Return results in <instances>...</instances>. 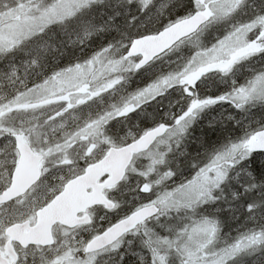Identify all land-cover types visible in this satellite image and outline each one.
I'll return each instance as SVG.
<instances>
[{
  "label": "rangeland",
  "instance_id": "obj_1",
  "mask_svg": "<svg viewBox=\"0 0 264 264\" xmlns=\"http://www.w3.org/2000/svg\"><path fill=\"white\" fill-rule=\"evenodd\" d=\"M178 1L0 0V186L10 182L11 172L18 160L15 138L18 137L26 141L34 151L44 156L43 179L36 190L45 187L44 185L50 178H56L54 183L61 185L70 177L80 175L85 169L83 168L84 164L91 165L100 160L106 148L99 144L96 136L105 137L108 141L113 137L107 133V129L110 127L112 119H118L121 109H128L125 118L127 117L126 127L130 130L127 136L134 139L136 133L133 125L139 130L144 127L138 126L136 123L147 121L144 120V115H150V118L154 102H157V104H165L161 107L167 106V111L160 113L169 115L167 123L170 126L174 124L175 127L169 129L167 137L153 150L135 161L125 186L121 188L122 194L130 192L128 187L130 181L134 180L133 191L136 196H132L131 200L134 204L133 208L136 210L148 204L160 205L162 213L156 221L139 232L149 230V228H158L161 223L167 224V221L169 219L171 221L173 218L174 212L179 216L180 211L184 210L191 213L204 210L203 218H205L208 215V213H204L208 212L207 207L214 203L218 206L222 202L221 198L209 197L208 192L218 194V191H224L220 184L227 180L228 183L225 186L230 188L233 182L245 173H249L248 165L242 168L243 166L237 163L226 164L224 169L218 170L215 175L212 172L213 163L202 165L198 177H196V183L185 184L183 191L179 193L171 191L170 187L165 188L164 180L159 179L165 162L174 166L175 161L178 164L182 155L186 153L180 152L174 161L169 160L170 155L177 150L175 146L178 147L181 141H185L184 144L189 145L188 133L185 130L192 123V117H186L185 106L179 108L178 115L173 112V109L179 107L185 98V92L178 87L172 90L177 85L175 81L180 79L183 74L186 75V73L194 71L189 60L185 55H182L181 46L170 54H163L154 61L152 66L147 67V71L143 69L142 72L135 73L129 82L120 83L110 93L89 92L88 95L84 94L81 97L77 94L75 98H71L69 101L66 99L64 102V99L72 92L76 93L82 90V93H87L86 88L84 90L82 88L88 81L93 83L96 80L117 74L118 68L125 63L122 58L125 54V47L135 37L130 38L129 41L130 32L125 33L122 29L120 32L119 27L115 26L119 22V18L132 19L130 25L137 29L151 31L153 26L161 23L162 18L168 13H172L171 11L179 4ZM203 1L204 5H209V0ZM256 2L258 0H211V3L216 6L214 10H211L210 5L202 7L203 5L199 4L201 10L210 13L213 24L225 25L223 30L230 34V43L220 52H209L200 47L202 41L197 37L198 41L192 44V47H200L198 51L203 59L200 67L203 68V66L226 60L229 51L230 53L236 52L249 45L250 42L254 46L253 48L262 44L258 48L259 51L261 50L260 52L252 51L257 53L253 56L261 55L258 59L260 62L253 61L254 71L252 74L255 77L250 88L246 92L242 91L243 93L239 97L242 104L255 102L258 108L257 124H262L264 122V113H262L264 94H261L260 90L264 88V79H262L264 77V10L259 11L255 7L257 11H252V5ZM73 19L75 20L73 21ZM72 21L71 25L60 28V31L55 29L56 25ZM137 31L140 33L141 30ZM101 34L103 35L102 41L110 38L115 42L108 40L107 50L94 53L91 59L82 58L81 62H77L76 57L71 59L70 61H76L71 66H68L70 61L62 66L54 57L50 58V52L43 46L48 39L58 40L60 35L58 43L64 38L60 43L68 42V46L71 47H87L90 41L96 40V37ZM41 43L43 44L39 45ZM115 43L117 44L114 45ZM30 47L38 52V55L42 53L47 55V59L51 63L49 75H47V79H44L46 83L42 79L30 81L26 76L27 70L41 67V63L37 59H33L31 62L26 61V65L12 62L13 55H19L23 48H26V52H28ZM27 56L30 57V54ZM73 57L74 55L71 56V58ZM53 59L55 60L51 62ZM249 59L247 62L250 61ZM243 60L241 59V62ZM55 64H59L61 78L58 82L53 81V83L51 77L54 73L51 69ZM136 64L133 65L134 68ZM260 68H263V72L258 73ZM198 70L200 71L201 68ZM56 72H58V66ZM27 83H32V85H27ZM232 83H234L233 79ZM218 98L220 99L221 96ZM143 106H145V111L142 112L143 115H139L138 110L140 111ZM243 131L240 138L241 143H238L237 149L244 151L247 157H250L252 153L247 150L248 146L245 144L247 143L246 133L248 130ZM122 139L127 140L124 134H122ZM224 157L225 161L231 160V158ZM219 167L222 168L223 165L216 164V169ZM210 175L218 177V179L214 181L216 178H212ZM157 181L159 182L157 183ZM160 189L163 190L160 191ZM152 191H155L156 194L150 195ZM228 194L230 193L228 192ZM237 209L240 210V208ZM240 211L243 213L242 210ZM249 222H252V219ZM0 226L2 225L0 224ZM171 226L173 230V228L181 226V223L177 219L176 224L171 222ZM183 229L184 231H181L184 233L181 237L183 246L181 245V247H183V254L186 257L185 262L182 263L181 260L177 262V257L173 255L172 259L158 256L157 260L151 261L150 264H226L229 260L231 262L228 264H260V259L264 258V239L261 237L253 239V233L244 231L240 236L232 239H239L238 245L232 248L235 250L231 254H222L219 261L213 263L208 260L212 257L214 259L217 256V250H222L227 245V240L232 238L231 233L224 231L226 228L220 229L219 225L208 226V224L197 223ZM172 230L163 231L169 233ZM249 234L251 239L248 237ZM246 238L250 240L247 241ZM140 246L142 255H139L141 259L139 264H149L145 257L147 250L143 239ZM124 249L123 242L102 254L69 260L68 264H117L118 260L125 262L128 255L134 253L133 251L125 253ZM234 258H238L237 261Z\"/></svg>",
  "mask_w": 264,
  "mask_h": 264
},
{
  "label": "flooded vegetation",
  "instance_id": "obj_2",
  "mask_svg": "<svg viewBox=\"0 0 264 264\" xmlns=\"http://www.w3.org/2000/svg\"><path fill=\"white\" fill-rule=\"evenodd\" d=\"M178 2L179 5H183V3H186L188 8L182 18L178 19L177 21H183V19L194 16L195 13L208 14L210 20L212 19V16L209 12L201 10L199 8V4L204 5L203 0H179ZM252 6V11H257V9H259V11H263L264 0H258V2H256ZM183 7H179V9H182ZM205 27L201 28V30ZM201 30H199L198 32H200ZM198 32H196L195 35L184 38V40L175 45L174 49L170 50L167 53L170 54L177 47L181 46L182 55H185L187 60H189V54L193 50H200L199 46L192 47V44L198 41ZM42 44L43 43L39 45ZM43 46L50 53H55L57 51V49L55 48V44H52L51 46ZM260 46H262V44ZM260 46H256L255 48H253L254 46L250 42V44L246 45L243 49L241 48L240 50L236 51L239 55H237L235 51L233 53H230L229 51V58L227 57L226 60L203 66V68L200 67V71L198 70L200 69L198 67V69L194 68L193 72L186 73V75L183 74L182 82L185 85L184 88H180L178 85H175L172 88V90H175L178 87V89L185 92L184 102L180 103L179 107H175L173 109V112L178 115L179 108H183V106H185L186 117H192V123H190L187 127V129H190V132H187L189 145L184 144V146L187 148V152L185 153V155H182L178 164L176 161L174 163V167L183 170V174L179 177L180 185L183 184L182 186H184L185 184L196 183V177H198V172H200L199 170L201 169L202 165H211L213 163V173H217L218 170L224 169L226 164L234 165V163H237L239 165H242V168H245V165L247 166L246 162L253 155H256L254 152H252L251 146L255 143V136L258 132V108L255 102L242 104L239 97L240 94L246 92V90L250 88L249 86L251 85L252 80L255 77V75L252 74L254 71L253 61L255 60L256 63L260 62L258 61V59L261 55L253 56V54L257 53H253L252 51L260 52L261 50H258ZM26 50V48H23L20 50L19 55H13L12 62L18 65H26V61L31 62L33 59L40 60L38 52L32 50L31 47L30 51L26 52ZM28 54H30V57L27 56ZM53 56L55 57V55H50L49 57L53 58ZM241 59L244 60L241 62ZM247 59H249L250 61L247 62ZM139 60L140 59H133L132 62L138 63ZM53 61L54 59L51 60V62ZM39 62L41 63V67L31 68V70H27L28 74H26V76L30 81H38L42 79V81L46 83L44 79H47L46 77L47 75H49L51 63L47 58H44L42 62ZM153 63L150 66H152ZM236 65H239L241 67L239 71L233 74L232 70ZM57 66L59 72V64H55V68L53 67V69H51L52 73H54V75L51 77V79H54L53 81L60 78V75H58V72H56ZM263 68H260L258 73L261 71L263 72ZM20 69L23 70V68ZM232 79L234 83H232ZM32 83H27V85H32ZM193 83L195 84V87L190 88L189 85ZM235 83H237V85H235ZM220 96L221 98L219 99L218 97ZM215 99L216 101H214ZM210 102L211 105H209ZM154 104L155 105L152 109L153 115L150 118V115H144V120H156L155 125H151L149 127L146 126L141 131H139L138 128L134 129L136 133L134 139H130L127 136V133L130 130L126 127L127 117L125 118L126 111L128 109H121V112L117 117L118 119H112L111 123L109 124L110 127L107 129V133H110V135L113 136L115 140L117 139L115 144H119L113 147L123 148V146L130 144L131 142H133V140L136 141L141 138L140 133H146L147 131L152 130L156 126L162 124H167L169 131V129L171 128L170 124L167 123L169 115H161L160 113L161 111L166 112L167 106L165 108H162L159 104H157V102H154ZM132 108L133 106L131 107V109ZM143 111H145L144 108L143 110H138V114L143 115ZM113 129L114 131H112ZM246 129L249 131V134L247 131V143L245 144L248 146L247 150L252 153L250 157H247L244 151H240V149H237L238 143H241L240 138L242 137V133L244 132L243 130ZM213 130H218L220 133H222L221 131H223V133L220 136H216L213 133ZM206 131H209L210 135H212L210 136V139H206V142L203 144L197 142V140L200 141V135L205 133ZM122 134H124L127 140L122 139ZM228 138H230L231 145H229L228 143ZM163 139L164 138L157 140L156 144L151 150H153L156 145ZM104 148H106V150L101 156L100 160H102V157H104L111 149L110 147ZM175 149H177V146H175ZM224 156H226L227 159L231 158V160L225 161ZM185 157L189 159L192 158L195 163L194 165L188 167V169H186V167H184L182 164ZM17 162L14 168L18 164ZM216 164L223 165V167L214 169V167H216ZM134 165L135 163H133L129 168L124 183L115 186L114 188H106L104 190L107 198L111 201V203H113V208H109L106 205H98L93 206V208L86 209L85 211H82V213H79L77 215V220L80 221L78 225L71 228L66 227L62 224H56L51 227L52 229L50 237L44 236L40 238L41 240L39 242H28L26 240V236H28L29 232L38 225V212L49 207V204L54 202L59 197V195H61L64 188L67 186V184H69L71 180L80 177V175L86 172L85 169L82 173H80V175L70 177L61 185L54 183V180H56V178H50L44 185L45 187L40 190H36L37 187L42 183V174L41 180L37 182V185L28 190L26 194L15 198L12 201L6 202L5 204H0V224L2 225L0 226V264H68L69 260L77 258L84 259L88 256L92 257L95 255H99L123 242L125 246L124 252L128 253V251H133L134 254L128 255V258L125 262L118 260L117 264H139V262H141L139 255H142L140 246L142 239L147 250L145 253V257L150 264L152 261V258L149 255V253L151 252V248H149V241L145 239V236L150 231L145 230L139 232V230L141 231L142 228L149 227V225L156 221V219L160 215V205L157 206L159 212V215L157 217L138 223V225H135L130 230H127L126 233L121 235V237L118 238L114 243L106 246V248L96 250L95 252L89 250L90 244H92L95 239L101 237V235H104L105 232L109 231L117 224L126 221V219L132 217L137 212V210L143 208H137V210L136 208H133L134 204H132L131 197L136 196L135 191H133L134 180L130 181V185L128 187L130 192L125 194L121 193V188L125 186ZM14 168L11 172L10 182H8V184L0 186V195L10 187ZM251 176L252 175L250 174V172L247 174L245 173V175L241 176L238 179L240 180L241 186L244 185V183L246 184L247 180L251 179ZM108 178L109 177L102 178L99 184L103 185ZM212 178H216L214 179V181L218 179V177ZM164 183H170L167 177L164 178ZM227 183L228 180L223 184H220L224 191L220 190L218 191V194H211L212 198H221L222 202H220L218 206H216L214 203L212 206L207 207L208 212H204L208 213L205 218L211 217L212 220L211 222L207 223L208 226L230 224L227 217H230L231 214H233L235 211H238L237 208H240L244 214L247 212L248 215H245V217H243V213L240 211V215L236 216L237 220L235 222H232V224L248 223L250 219H258L259 214L252 213L248 206L246 207L244 204H242L243 207H236L231 202V198H233L231 187L229 188L228 186H225ZM228 192L230 194H228ZM203 211L204 210L193 211L192 213L189 211L191 213V217H193L194 223H196V221L203 220ZM217 211L227 212L226 222L222 223L216 221L215 223H213L215 220L214 216ZM83 220H87L88 222H82ZM193 220L191 222H193ZM179 221L182 223V225L179 226V228L177 227L178 229L189 227L187 217L185 214L183 215V211H180L179 213ZM167 222L168 223L165 224V230H171L170 219ZM197 224L203 225L204 223L198 222ZM13 228H15L16 230L13 231ZM9 229L11 230L9 231ZM68 246L70 247L68 248ZM53 260H55L56 262H54Z\"/></svg>",
  "mask_w": 264,
  "mask_h": 264
},
{
  "label": "water",
  "instance_id": "obj_3",
  "mask_svg": "<svg viewBox=\"0 0 264 264\" xmlns=\"http://www.w3.org/2000/svg\"><path fill=\"white\" fill-rule=\"evenodd\" d=\"M208 14L195 13L194 16L175 22L172 26L163 29L158 34H151L133 41L130 49L124 56L125 59L141 58L136 70L141 71L154 59L162 56L174 48V45L186 37L194 35L199 29L208 23ZM143 62V63H141ZM167 124H162L145 133V136L134 143L124 146L122 149L112 148L102 161L95 163L86 169V173L76 178L64 188L59 197L49 204V207L38 212V225L26 236L28 242H39L44 236L50 237L51 227L62 224L66 227H74L80 223L77 215L93 206L106 205L113 208L104 194V189L114 188L124 181L128 167L134 160V155L145 153L158 138L166 136ZM16 149L19 152V161L10 184V187L0 195V204L18 198L41 179L40 164L43 156L33 152L31 147L20 139H16ZM256 142L252 145L253 152L264 153V130L256 134ZM109 176L103 185L99 181ZM157 214L155 206L137 211L126 221L117 224L116 227L105 232L104 235L94 240L89 250L95 252L114 243L127 230H130L139 222L147 220ZM82 222H88L83 220ZM11 229H9L10 231ZM16 229L13 228V231Z\"/></svg>",
  "mask_w": 264,
  "mask_h": 264
},
{
  "label": "trees",
  "instance_id": "obj_4",
  "mask_svg": "<svg viewBox=\"0 0 264 264\" xmlns=\"http://www.w3.org/2000/svg\"><path fill=\"white\" fill-rule=\"evenodd\" d=\"M184 6V7H183ZM179 7H183L182 9H179ZM174 8V7H173ZM188 6L186 5V3H183V5H177L176 8H174L171 12L172 13H168L164 18L161 19V23L153 26L151 28V31H145V29L142 28H135L134 26L130 25V23H132V19L129 20V18L127 19H123V18H119V22L115 25L116 27H119V30L122 29L123 32L125 33H129L130 32V36L128 37L129 41L130 38L135 37L136 38H140L141 36L144 35H149L151 33H155L158 31H161L163 28H165L167 26V24H172L173 22L177 21L178 19L182 18V16L184 15L185 11L187 10ZM83 15V14H82ZM136 16V15H135ZM169 16V18H168ZM76 17V16H75ZM78 18V16L76 17ZM82 18V17H81ZM80 18V19H81ZM122 20V22H120V20ZM75 19H73L74 21ZM72 22H66L63 23L62 25H56L55 29H57L58 31H60L62 27H65L67 25H71ZM122 30H120V32H122ZM137 30H141L140 33H137ZM116 33V32H115ZM114 33V34H115ZM143 35H140V34ZM140 35V36H139ZM102 34L99 35L98 37H96V40L90 41V44L86 47V46H81V47H71L68 46V42L67 43H60L64 40H60L58 43V40L60 39V35H59V39L58 40H54V39H48L44 45L47 46H51L52 44H55V48L57 49V51L55 53H50V55H55V59L58 60L60 62V64L62 66H64V63L69 62L71 59H74L76 57L77 62H81L82 58H86L87 59H91L92 55L94 53H97L100 50H107V42H109L108 40L114 41V39H110L107 38V40L102 41ZM102 38V39H101ZM100 43H102V45H100ZM63 44V45H62ZM117 43H115L114 45H116ZM129 44L126 45V49L124 51V53H126V51L129 49ZM54 49V47H53ZM74 55L73 58H71V56ZM98 56L100 54H97ZM40 60L39 61H43L44 58H47V55H45L44 53L39 54ZM94 58V57H93ZM123 58V56H122ZM54 59V60H55ZM125 60V59H124ZM76 62V61H75ZM74 60L70 61V63L68 64V66L73 65ZM100 63V62H99ZM135 63L132 62V60H130L129 62L125 61V63L123 65H121L118 68V72L117 74H113L112 76H110L109 78H102L99 80L94 81L93 83H90L89 81L87 82L86 85H84V87L82 88L83 90L86 88L87 93H82L81 91H77L76 93L72 92L71 94H69L68 97H66L64 99V102L66 101V99L69 101L71 98H75L78 94L79 97L83 96L84 94H89V92H107L110 93L113 90H115V88L120 85V83L123 82H129L131 77L135 74L138 73L136 72V70L134 69V65ZM60 72V71H59ZM58 75H60L61 78V72ZM59 79H56L54 82H58ZM100 78V77H99ZM54 79L51 80V82H53ZM53 82V83H54ZM89 89H88V88ZM62 98V97H61ZM63 100V99H62ZM161 105H165V104H159ZM145 106L141 107L143 110ZM164 107V106H162ZM166 107V106H165ZM164 107V108H165ZM153 115V113H152ZM116 118V117H115ZM154 120V119H153ZM257 120H258V114H257ZM135 121V120H134ZM150 122V123H148ZM155 121H140L139 123H136V125L138 126H144L142 127L139 131H141L142 129H144L146 126H153L155 125ZM144 123V124H143ZM133 128H137L135 127V125H133ZM264 129V122L262 124H258L257 125V130L261 131ZM223 133V131H221ZM213 133L216 136H220L222 135V133H220L218 130H213ZM203 136V137H202ZM210 132L206 131L205 133L201 134L199 139L200 141L197 140V142L199 143H205L206 139H210ZM97 141L99 142L100 145L104 146V147H112V146H116L115 142L116 140L114 139V137H112L109 141L105 139V137H99L96 136ZM228 143L229 145H231V141L230 138H228ZM119 145V144H118ZM137 159H141L140 157H137ZM183 166L186 167V169H188V167H190L191 165H194V160L192 158H187L185 157L183 159ZM246 164L248 165V170L250 172L251 179L247 180L246 184L244 183V185L241 186L240 180H237L235 183L233 182L231 187V193H232V197L231 198V202L236 206V207H240L244 204L246 207L248 206V208L250 209V211L254 214H259L258 219H252V222H248V223H237V224H232V222H235L237 220V215H240V210L238 209V211H235L233 214H231L230 217H227V219L229 220L230 224H226V225H219L220 229H224L226 228L224 231H227L228 233H231L232 238L227 240V245L222 248V250H217V256L214 259H209L208 261L211 260V262L215 263L216 261H219L220 256L222 254L225 253V255L227 254H231L232 251H234L235 249H232L233 246L238 245L239 239L236 238L234 240L233 237L236 236H240L242 232L246 231L247 233L250 232L252 235L253 239H258L259 237L264 239V154H256L253 155L247 162ZM85 166L83 168H86L88 166V164H84ZM214 169H216V167H214ZM214 175L216 174L215 172L213 173ZM235 207V208H236ZM161 209H160V214H161ZM247 213V212H246ZM243 213V217H245V215L247 214ZM186 215L187 217V222L190 225H193L194 220L193 217H191V213L189 211H183V215ZM253 215V214H252ZM173 218L171 219L170 222H172L173 224H176V220L178 219L179 221V216L177 215V213H173ZM226 216H227V212H223V211H217L215 214V220L213 223H215L216 221L218 222H226ZM193 220V222H191ZM211 217L209 218H203V220L201 221H196V223H204L207 224L209 222H211ZM180 222V221H179ZM181 223V222H180ZM203 224V225H204ZM182 225V223H181ZM160 227L158 228H154L151 229L149 228V233H147V235L145 236V239L149 241V248H151V252L149 253V255L152 258V262L153 260H157L158 256H164L166 258H174L173 255H175L177 257V262H179L180 260L183 262H185L186 257L183 254V247H181V245L183 246L181 240H182V234H184L183 232L181 233V231H184V229H177V228H173V230L169 233L164 232L163 230L166 229L165 224L161 223L159 225ZM172 228V226H171ZM179 228V227H178ZM179 230V231H178ZM151 240H150V238ZM248 237L251 239L250 234L248 235ZM258 237V238H257ZM247 239V241H249L250 239ZM171 239H172V243H171ZM165 241V242H162ZM167 242V243H166ZM237 249V248H236ZM179 259V260H178ZM237 259L238 258H234ZM233 259V260H234ZM176 262V263H177ZM231 260L227 261L226 264L230 263ZM260 264H264V258L260 259Z\"/></svg>",
  "mask_w": 264,
  "mask_h": 264
},
{
  "label": "clouds",
  "instance_id": "obj_5",
  "mask_svg": "<svg viewBox=\"0 0 264 264\" xmlns=\"http://www.w3.org/2000/svg\"><path fill=\"white\" fill-rule=\"evenodd\" d=\"M225 25L223 24H213V22L210 20L208 22V26H206L205 29L201 30L197 33L198 37L201 39L202 43L200 45L201 48L209 51V52H220L225 47H227L230 43V34L226 31H224ZM143 63V62H141ZM189 63L191 64L192 68H198L203 63V59L201 57V53L198 50H193L189 54ZM239 65H236L233 67V74H235L237 71L240 70ZM145 71H147V67L145 68ZM175 83L180 87L184 88V83L182 82V76L180 79L175 81ZM190 88H194L195 84H190ZM262 113H264V106H262ZM170 127H175V125H171ZM186 132H190V129H186ZM143 132L140 133L141 137L143 136ZM187 139V136L185 137V140ZM179 152H187V148L184 146V142L181 141L178 144L176 152L172 153L169 157V160L174 161L176 159V156ZM183 174L182 169H177L174 167L171 163L165 162L161 169V175L160 180H164L165 177H167L168 181L170 183L165 184L164 187H170L171 191L173 192H182L183 186L179 183V177ZM159 181H157L158 183ZM163 189H160L162 191ZM156 192L152 191L150 192V195H155ZM209 197H211V193H209ZM155 203V201H153Z\"/></svg>",
  "mask_w": 264,
  "mask_h": 264
},
{
  "label": "snow or ice",
  "instance_id": "obj_6",
  "mask_svg": "<svg viewBox=\"0 0 264 264\" xmlns=\"http://www.w3.org/2000/svg\"><path fill=\"white\" fill-rule=\"evenodd\" d=\"M209 5L211 6V10L215 9V5L211 3V0H209ZM209 5H203L202 7H209ZM262 79H264V77H262ZM261 94H264V88H262L261 90Z\"/></svg>",
  "mask_w": 264,
  "mask_h": 264
}]
</instances>
